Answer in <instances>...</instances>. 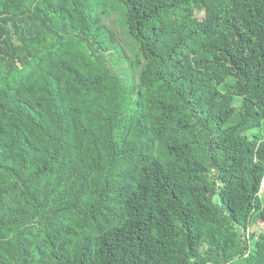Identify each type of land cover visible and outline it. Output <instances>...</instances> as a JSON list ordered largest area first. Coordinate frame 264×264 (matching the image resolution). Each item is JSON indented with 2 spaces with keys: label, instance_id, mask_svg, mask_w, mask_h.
<instances>
[{
  "label": "trees",
  "instance_id": "16d2710c",
  "mask_svg": "<svg viewBox=\"0 0 264 264\" xmlns=\"http://www.w3.org/2000/svg\"><path fill=\"white\" fill-rule=\"evenodd\" d=\"M263 181L264 0H0V264H264Z\"/></svg>",
  "mask_w": 264,
  "mask_h": 264
},
{
  "label": "rangeland",
  "instance_id": "374dc122",
  "mask_svg": "<svg viewBox=\"0 0 264 264\" xmlns=\"http://www.w3.org/2000/svg\"><path fill=\"white\" fill-rule=\"evenodd\" d=\"M254 132H255V131H254ZM254 132H253V133H254ZM263 187H264V181H263V183H262V185H261V191H260V193L263 191ZM260 193H259V194H260ZM261 195H262V193H261Z\"/></svg>",
  "mask_w": 264,
  "mask_h": 264
},
{
  "label": "clouds",
  "instance_id": "9594fccd",
  "mask_svg": "<svg viewBox=\"0 0 264 264\" xmlns=\"http://www.w3.org/2000/svg\"><path fill=\"white\" fill-rule=\"evenodd\" d=\"M263 183V182H262ZM262 185V184H261ZM260 191H261V188H260ZM263 191H264V187H263ZM263 191L261 192V193H263ZM261 193H260V195H261Z\"/></svg>",
  "mask_w": 264,
  "mask_h": 264
}]
</instances>
